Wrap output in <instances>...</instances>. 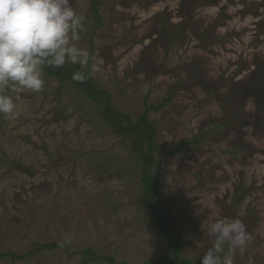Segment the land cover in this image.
<instances>
[{
    "label": "rangeland",
    "instance_id": "1",
    "mask_svg": "<svg viewBox=\"0 0 264 264\" xmlns=\"http://www.w3.org/2000/svg\"><path fill=\"white\" fill-rule=\"evenodd\" d=\"M92 1L70 0L87 17L79 44L109 105L154 125L178 256L200 264L208 224L239 218L251 244L234 264H264V0H100V23ZM44 78L39 93L10 86L17 114H0V264H108L85 248L161 260L131 141L75 82Z\"/></svg>",
    "mask_w": 264,
    "mask_h": 264
},
{
    "label": "clouds",
    "instance_id": "2",
    "mask_svg": "<svg viewBox=\"0 0 264 264\" xmlns=\"http://www.w3.org/2000/svg\"><path fill=\"white\" fill-rule=\"evenodd\" d=\"M87 17L70 0H0V114L13 118L16 105L8 95L14 90L42 92L45 68L79 65L73 77L81 82L101 71L88 50L79 44L87 31ZM209 245L200 264H234L238 250L251 244L239 218H219L209 223ZM248 264H255L249 258Z\"/></svg>",
    "mask_w": 264,
    "mask_h": 264
},
{
    "label": "trees",
    "instance_id": "3",
    "mask_svg": "<svg viewBox=\"0 0 264 264\" xmlns=\"http://www.w3.org/2000/svg\"><path fill=\"white\" fill-rule=\"evenodd\" d=\"M92 10L97 23H100V15L98 13V4L100 0L92 1ZM79 65L65 64L62 68H45V72L50 76L60 79L70 80L80 86L82 92L96 103L100 113L104 119L113 127L120 129L123 136L131 141L133 150L141 165V184L143 188L142 194L138 197V202L148 209V216L154 221L158 230L168 239V245L164 257L161 260L149 259L143 264H196L188 259L178 256L181 243L179 242V234L169 229L173 221L170 209L159 208L156 201V192L159 184L155 181V177L159 171V159H155L152 155L153 148V131L154 125L147 120L145 113L133 119L129 115L114 109L109 105V95L104 89L95 88L92 82V76L81 82L73 77L78 72ZM169 98H165L167 101ZM162 103L151 104L149 107L159 109ZM55 243L44 244L42 246L51 247ZM84 257L82 262L86 263L94 259L106 261L108 264H129L126 261L116 262L113 256L99 254L91 248L82 250Z\"/></svg>",
    "mask_w": 264,
    "mask_h": 264
}]
</instances>
